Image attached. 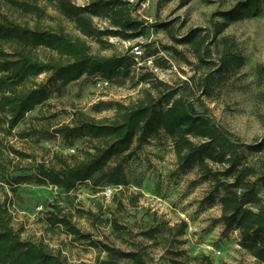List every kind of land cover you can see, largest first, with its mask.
<instances>
[{"label":"rangeland","instance_id":"1","mask_svg":"<svg viewBox=\"0 0 264 264\" xmlns=\"http://www.w3.org/2000/svg\"><path fill=\"white\" fill-rule=\"evenodd\" d=\"M91 1L68 0L79 8ZM123 1L132 10L131 17L142 23L143 33L135 39L101 34L110 29L104 16L83 12L86 21L79 24L56 2L0 0V20L5 17L32 29L62 31L84 41L92 55L126 56L131 64L114 78L84 75L67 86L51 73L31 78L24 87L43 86L47 99L11 133L0 117V139L7 147L3 160L10 172L26 176L36 174L29 169L39 163L57 169L64 167L63 162L75 163L98 144L66 135L79 114L115 121L150 97L166 109L161 98L170 92L174 93L171 103L179 97L193 103L242 143L253 144L264 137V0H257L256 13L232 21L221 14L247 0ZM214 23L227 25L216 33ZM191 31L208 38L204 61L193 47L179 42ZM224 37L234 44L232 52L239 60L228 72L219 71L228 49L220 41ZM135 46L140 56L132 53ZM33 56L41 61L58 59L43 47L34 49ZM97 80L107 84L98 87ZM257 159L248 156L251 165ZM119 162L124 164L122 185L96 179L66 192L32 182L12 192L2 180L0 203L23 241L47 245L68 264H138L121 259L124 252L137 253L142 264H262L242 247L240 232L227 231L221 222L223 191L207 181L199 167L180 165L174 142L163 130L153 132L140 147L134 142L111 166ZM258 193L264 202V187L259 186ZM71 226L79 234H73Z\"/></svg>","mask_w":264,"mask_h":264},{"label":"trees","instance_id":"2","mask_svg":"<svg viewBox=\"0 0 264 264\" xmlns=\"http://www.w3.org/2000/svg\"><path fill=\"white\" fill-rule=\"evenodd\" d=\"M44 1L58 3L62 11L79 24L86 21L83 12L106 17L110 21V29L101 34L131 40L143 33L142 23L131 17L132 10L123 0H92L83 8L72 6L68 0ZM257 11V0H247L233 10L223 12L221 17L232 21ZM226 25L214 23L213 27L216 33H221ZM86 33L92 35L91 30ZM207 39L191 31L179 42L193 47L196 56L204 61ZM220 41L228 49L220 59L219 71L228 72L239 60L232 52L235 46L230 38L224 37ZM39 47L55 52L58 59L41 61L35 58L33 50ZM130 65V58L126 56L106 58L92 55L84 41L74 40L62 31L32 29L4 17L0 20V117L2 115L7 131L11 133L28 112L47 99L43 86L24 87L31 78L51 73L54 80L67 86L84 75L111 79L126 73ZM173 97L174 93L170 92L161 98L167 105L166 109L160 108V103L150 97L123 111L115 121L103 122L79 114L76 126L67 127L66 135L89 138L98 144L92 148L93 152H87L75 163L63 162L61 169L39 163L29 169L36 174L12 173L3 160L7 147L0 139V181L3 180L12 192H16L21 184L32 182L58 186L66 192L96 179L105 180L110 185H122L125 182L124 164L119 162L112 167L111 162L129 152L134 142L140 147L153 132L163 130L174 142L180 165L184 169L199 167L204 178L223 191L220 198L221 222L227 231L238 230L242 247L264 264V202L258 193V187H264V137L253 144L242 143L216 126L193 103L182 97L171 103ZM250 155L258 156L255 164H249ZM208 162L221 169L213 170ZM70 228L73 234H79L73 226ZM120 257L143 263V258L135 252H124ZM0 264L68 263L61 254H54L43 243L23 241L20 233L11 226L9 212L0 203Z\"/></svg>","mask_w":264,"mask_h":264},{"label":"built area","instance_id":"3","mask_svg":"<svg viewBox=\"0 0 264 264\" xmlns=\"http://www.w3.org/2000/svg\"><path fill=\"white\" fill-rule=\"evenodd\" d=\"M132 53L135 54L136 56H140V55L142 54V52H141L139 46H135V47H133V48H132ZM105 84H107V82H105V81H103V80H97V81H96V85H97L98 87H102V86H104Z\"/></svg>","mask_w":264,"mask_h":264}]
</instances>
